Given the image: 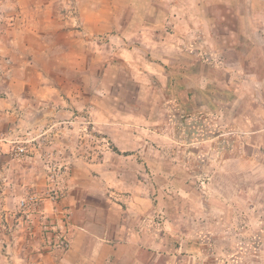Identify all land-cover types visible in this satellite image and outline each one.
I'll list each match as a JSON object with an SVG mask.
<instances>
[{
    "label": "rangeland",
    "instance_id": "obj_1",
    "mask_svg": "<svg viewBox=\"0 0 264 264\" xmlns=\"http://www.w3.org/2000/svg\"><path fill=\"white\" fill-rule=\"evenodd\" d=\"M172 6L0 0V264H264V0Z\"/></svg>",
    "mask_w": 264,
    "mask_h": 264
},
{
    "label": "crops",
    "instance_id": "obj_2",
    "mask_svg": "<svg viewBox=\"0 0 264 264\" xmlns=\"http://www.w3.org/2000/svg\"><path fill=\"white\" fill-rule=\"evenodd\" d=\"M172 1L175 0H103L104 5L113 6V7H147L153 6L155 7V24L159 27H163L164 25H168V27L175 26L180 22V13H175V16L167 15L173 6L179 7L180 4H176L172 6ZM198 7V3H196ZM167 12V13H166ZM175 17V18H174ZM184 18H181V23L184 22ZM155 27V29H159V27ZM168 34V33H167ZM169 35V34H168ZM173 37H178L177 32H174ZM161 38H163V33L161 34ZM168 38V37H167ZM157 46H161L160 42L156 43ZM171 47L177 48L181 51H184V48H180L179 46L169 45L166 48L170 49ZM83 215L85 217L81 220V224L77 227V230L73 231V240L70 249L64 254L60 256H51L50 254L41 256V261L39 264H89V252L91 251L92 241L90 240H99L97 236L92 235L89 232L87 227L91 226L90 219L88 218V208H81ZM121 233V230L118 232ZM116 239L121 240V236ZM89 239V240H88ZM106 239V246L111 248L113 254H115V249L117 246L119 247L120 242L116 243V241ZM118 240V241H119ZM112 244L109 245L108 244Z\"/></svg>",
    "mask_w": 264,
    "mask_h": 264
},
{
    "label": "built area",
    "instance_id": "obj_3",
    "mask_svg": "<svg viewBox=\"0 0 264 264\" xmlns=\"http://www.w3.org/2000/svg\"><path fill=\"white\" fill-rule=\"evenodd\" d=\"M31 200V198H30ZM70 240L66 233L60 234L56 237V241L53 244V248L61 249V250H67L70 246ZM51 244V243H50Z\"/></svg>",
    "mask_w": 264,
    "mask_h": 264
}]
</instances>
